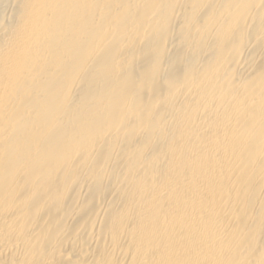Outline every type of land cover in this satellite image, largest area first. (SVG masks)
<instances>
[{"label":"bare ground","instance_id":"1","mask_svg":"<svg viewBox=\"0 0 264 264\" xmlns=\"http://www.w3.org/2000/svg\"><path fill=\"white\" fill-rule=\"evenodd\" d=\"M0 264H264V0H0Z\"/></svg>","mask_w":264,"mask_h":264}]
</instances>
